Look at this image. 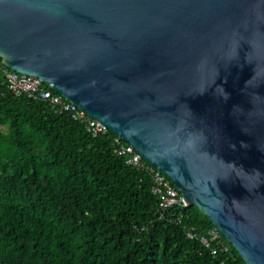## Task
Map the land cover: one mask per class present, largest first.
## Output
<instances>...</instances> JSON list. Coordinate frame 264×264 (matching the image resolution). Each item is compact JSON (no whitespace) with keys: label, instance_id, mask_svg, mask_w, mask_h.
Instances as JSON below:
<instances>
[{"label":"water","instance_id":"1","mask_svg":"<svg viewBox=\"0 0 264 264\" xmlns=\"http://www.w3.org/2000/svg\"><path fill=\"white\" fill-rule=\"evenodd\" d=\"M0 59L104 122L264 264V0H0Z\"/></svg>","mask_w":264,"mask_h":264},{"label":"trees","instance_id":"2","mask_svg":"<svg viewBox=\"0 0 264 264\" xmlns=\"http://www.w3.org/2000/svg\"><path fill=\"white\" fill-rule=\"evenodd\" d=\"M116 135L13 93L0 68V264H246L221 232L215 254L200 240L216 226L196 206L160 209L157 168L126 164Z\"/></svg>","mask_w":264,"mask_h":264},{"label":"built area","instance_id":"3","mask_svg":"<svg viewBox=\"0 0 264 264\" xmlns=\"http://www.w3.org/2000/svg\"><path fill=\"white\" fill-rule=\"evenodd\" d=\"M0 68L3 70L4 81L13 93L17 95L27 93L33 97L46 101L55 111H68L74 120L84 124L86 131L92 136L105 134L109 129L104 122L89 115L84 109L65 99L60 93L54 92V90L49 85H46L41 78L11 70L6 67L2 61L0 62ZM114 142L116 144L115 153L118 156L125 157L126 164L139 165L141 163L142 156L132 144L125 141L122 142V138L119 135L114 137ZM166 177L167 176L159 169L154 171L153 192L160 196V209H168L175 204L181 203L185 205L181 194L179 195L178 189ZM207 234L209 237L201 235L200 240L205 245H208L210 242L215 243L211 250V252L215 254L222 247V241L219 237L220 231L216 227L208 230ZM188 235L190 238L195 235L193 229L189 231ZM223 248H226V246L223 245L222 249Z\"/></svg>","mask_w":264,"mask_h":264}]
</instances>
